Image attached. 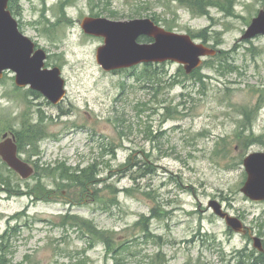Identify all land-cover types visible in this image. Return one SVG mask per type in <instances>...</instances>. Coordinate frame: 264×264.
<instances>
[{
    "label": "rangeland",
    "instance_id": "obj_1",
    "mask_svg": "<svg viewBox=\"0 0 264 264\" xmlns=\"http://www.w3.org/2000/svg\"><path fill=\"white\" fill-rule=\"evenodd\" d=\"M66 1L16 0L13 11L46 67L62 70L67 98L54 106L10 72L0 80V141L25 121L45 133L39 156L20 154L38 176L23 180L0 159V236L11 238L0 264H152L159 253L162 264H256L251 239L208 206L218 201L264 242V202L241 192L244 158L264 152V37L241 38L264 0H238L232 17L195 16L177 0ZM154 16L219 54L195 76L174 62L154 65L151 83L144 65L105 72L96 60L104 40L86 35L83 20ZM204 30L207 42L195 37ZM74 217L114 233L117 252L90 241Z\"/></svg>",
    "mask_w": 264,
    "mask_h": 264
},
{
    "label": "water",
    "instance_id": "obj_2",
    "mask_svg": "<svg viewBox=\"0 0 264 264\" xmlns=\"http://www.w3.org/2000/svg\"><path fill=\"white\" fill-rule=\"evenodd\" d=\"M11 0H0V80L6 72L16 75L19 88H30L43 95L53 105L61 104L67 97L66 81L58 67L46 68L47 53L19 29L17 20L9 10ZM81 27L85 34L104 39L98 48L97 63L107 73L132 69L145 64L174 62L184 66L190 75L199 69L203 60L217 55L205 44L196 43L190 36L169 32L151 19L112 21L106 18L87 17ZM264 36V10L252 20L242 40ZM148 37L151 43H140ZM0 157L21 179L28 180L35 169L23 161L18 152L16 137L5 134L0 143ZM247 180L242 193L253 201H264V152L252 153L244 160ZM208 209L225 221L227 227L238 234H247L243 222L228 212L218 201H211ZM253 247L264 253L263 242L252 235Z\"/></svg>",
    "mask_w": 264,
    "mask_h": 264
},
{
    "label": "trees",
    "instance_id": "obj_3",
    "mask_svg": "<svg viewBox=\"0 0 264 264\" xmlns=\"http://www.w3.org/2000/svg\"><path fill=\"white\" fill-rule=\"evenodd\" d=\"M177 2L180 3V5L183 8H186L187 10H189L195 16L209 17L210 10L216 9L220 11L221 13H224L226 16L232 17L235 13V7L238 3V0H177ZM72 3H73L72 0L66 1V4H72ZM15 6H16V0H11L9 3V9L12 12V14L15 9ZM113 16L115 17L116 15H113ZM155 19L159 21V18L154 16L152 20L157 22ZM208 35L209 34L207 30H204L198 33L197 35H195V37L201 38L205 42H207L209 39ZM140 42L149 43L151 42V40L148 38H141ZM225 54L226 53L222 55H225ZM144 68L145 69H144L143 75L151 83L156 77L154 65H145ZM199 71L200 69L195 71L192 75L195 76L199 74ZM29 93L30 95L37 97V98L41 96L39 93L34 92V91H29ZM14 133L17 138L18 151L20 154L28 153L30 158L39 156L40 154L39 144L43 140L44 134H45L44 129L41 125H35L32 122L25 121L23 128L20 131H17V132L14 131ZM35 169H36V172L34 176H38L39 175L38 168L35 167ZM13 174L16 175L14 172ZM64 174H65V178L68 179V182H72L73 184H76L78 187H81L84 190L86 189V186L88 183L86 182L84 177L75 176L73 174L72 176H70L68 175L67 170L64 171ZM62 179L65 180L64 178ZM2 183L5 184V182H2ZM114 194L115 196H114L113 202L116 205L118 204L117 196H116L117 191H115ZM63 219L68 221V219H71V217L66 216ZM72 220L74 221L76 226L81 227L82 229L81 231L84 233L85 236L89 238L90 241H99L103 243L110 253L117 252L116 250L118 249L117 248L118 246L114 245V243L116 242V237L114 233L98 230L91 221H82L76 217L72 218ZM145 223H146L145 219L144 220L142 219L137 224V226L144 227L143 228V230H145L144 232H146ZM13 229L14 228H10L9 232L15 233L16 231H12ZM10 242H11V238L8 237V233H5L4 235L0 236V260L2 259V261L4 262L6 261V255L9 253L8 249L10 247ZM5 244H8V245H5ZM156 259L157 260L153 261L152 264H162L160 253L156 256ZM255 261L257 262L256 264H264V256L261 254L259 257L256 258Z\"/></svg>",
    "mask_w": 264,
    "mask_h": 264
},
{
    "label": "flooded vegetation",
    "instance_id": "obj_4",
    "mask_svg": "<svg viewBox=\"0 0 264 264\" xmlns=\"http://www.w3.org/2000/svg\"><path fill=\"white\" fill-rule=\"evenodd\" d=\"M253 202H257V203H263L264 201H253ZM246 229H247V234H244L243 236H248L250 239H251V241H252V236H251V233H250V231L252 232V235H254V231L250 228V227H246ZM253 242V241H252ZM262 242H263V240H262ZM263 247H264V242H263ZM263 256H264V253H261ZM260 253H259V255H258V257L261 255Z\"/></svg>",
    "mask_w": 264,
    "mask_h": 264
}]
</instances>
